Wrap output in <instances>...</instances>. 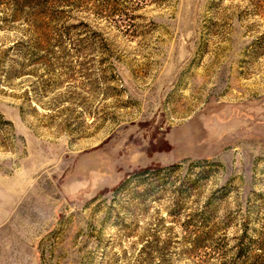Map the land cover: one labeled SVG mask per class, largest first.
I'll use <instances>...</instances> for the list:
<instances>
[{"label":"rangeland","instance_id":"1","mask_svg":"<svg viewBox=\"0 0 264 264\" xmlns=\"http://www.w3.org/2000/svg\"><path fill=\"white\" fill-rule=\"evenodd\" d=\"M0 264H264V0H0Z\"/></svg>","mask_w":264,"mask_h":264},{"label":"trees","instance_id":"2","mask_svg":"<svg viewBox=\"0 0 264 264\" xmlns=\"http://www.w3.org/2000/svg\"><path fill=\"white\" fill-rule=\"evenodd\" d=\"M149 169H147V170H145V171H143L142 173H144L143 175H146V174H148L149 173ZM126 184V181H123L122 183H121V185L118 187V188H116L114 191H117V190H119L121 187H123L124 185Z\"/></svg>","mask_w":264,"mask_h":264}]
</instances>
